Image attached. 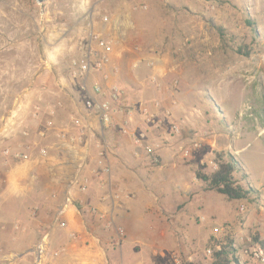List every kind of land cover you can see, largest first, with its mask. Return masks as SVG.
<instances>
[{
  "label": "rangeland",
  "instance_id": "374dc122",
  "mask_svg": "<svg viewBox=\"0 0 264 264\" xmlns=\"http://www.w3.org/2000/svg\"><path fill=\"white\" fill-rule=\"evenodd\" d=\"M89 23L111 40L122 33L118 45L142 56L128 52V73L148 89L133 75L125 82L131 93L117 102L116 123L129 114V126L154 137L161 154L160 165L144 156L140 188L164 197L147 219L146 238L156 246L144 254L153 264H211L208 250L232 235L241 264H264L255 254L262 247L255 239L264 241V0H0V114L31 91H61ZM154 74L162 88L151 82ZM156 101L171 106L179 137L145 123L142 108ZM195 140L200 148L184 157L182 148ZM218 153L237 161L234 175L252 190L248 199L229 200L196 177L217 169ZM40 185L45 191L49 184Z\"/></svg>",
  "mask_w": 264,
  "mask_h": 264
},
{
  "label": "crops",
  "instance_id": "0c3cea01",
  "mask_svg": "<svg viewBox=\"0 0 264 264\" xmlns=\"http://www.w3.org/2000/svg\"><path fill=\"white\" fill-rule=\"evenodd\" d=\"M100 25L104 26L103 23ZM115 32L112 39L117 49L115 64L120 67V74L112 76L108 82L104 80L101 72H96L90 79V85L98 83L107 87L111 82H116L121 88V96L128 98L131 92L126 88L125 82L131 79L132 75L136 77L137 82H133L135 85H141L146 89L148 86L145 80L137 78V72L128 73L131 65L127 63L126 59L128 52H132V49L128 48V45L119 46L118 39L123 38V35ZM124 40V38L120 40V43ZM132 53L136 58L142 57L138 53ZM68 69L67 76H69L71 64ZM68 79L69 81L64 83L62 80L59 81L62 85L61 91H51V94L44 96L31 91L29 95L25 94L23 99L15 102L11 109L0 114V150L6 146H12L14 149L20 148L27 152V144L33 146L31 149L33 156L30 161L12 160L6 166L0 162V169L7 177L4 190L0 193V249L3 248L4 253L2 254L8 256V259L0 258V264H22L28 260L34 264L32 250L46 234L51 248L68 247V253L62 258L56 260L49 258L52 264H153L151 258L147 257L143 250L156 246L152 244V240L146 238V234L149 233L146 222L149 220L150 214L156 211L153 208L155 201L158 203L159 198L164 197L161 194L152 199L148 192H142L140 180L146 161L144 156L149 154L144 153L142 157L135 155V147L131 139L122 132L124 120L121 126L117 124L116 127L108 128L104 132L112 165L113 186L116 189L129 190L136 194V198L121 209L116 218V225L125 228L127 233L126 242L121 247L115 246L113 242L116 228H108L106 220H102L98 215L92 213L94 206L105 208L98 201L102 193L97 186V178L92 177L89 171L90 167L94 165L92 160L95 152L94 146L89 144L83 147H72L56 141L51 134L40 142L41 146L48 148L50 156L47 158L40 156V148L36 142L40 141L38 130L43 124H37L39 121L32 117V109L37 102L53 106L58 100H62L64 107L58 109L56 114L59 125L67 123L69 115L75 113L82 116L99 134L101 128L99 120L95 114L86 109V95L81 90L79 81L70 76ZM144 90L142 88V91ZM43 116L48 117L46 114ZM125 117L129 118V115ZM27 127L31 129L30 137L23 135ZM162 134V136H167L165 133ZM147 140L150 143L155 142V138L149 135ZM72 152L81 154L80 160L75 159ZM160 155L157 154L159 161ZM149 157L156 165L157 162L154 161L153 155ZM54 168L56 170L52 172L51 169ZM80 174L90 178L89 193L81 192L76 185ZM41 180H45L49 184L45 191L40 185ZM68 194L73 196L77 206H73L67 211L65 219L68 221V228L61 229L55 223L56 212ZM149 208L152 210L149 211ZM16 222L25 225L27 231H15L13 226ZM96 226L103 230L104 228L112 229V231H99L95 229ZM136 229L137 231H135ZM71 232H80L84 234V238L73 242L70 237ZM135 243L141 248H136L134 252H131L130 247ZM153 253L157 255L155 248Z\"/></svg>",
  "mask_w": 264,
  "mask_h": 264
},
{
  "label": "built area",
  "instance_id": "2783aa9c",
  "mask_svg": "<svg viewBox=\"0 0 264 264\" xmlns=\"http://www.w3.org/2000/svg\"><path fill=\"white\" fill-rule=\"evenodd\" d=\"M142 8L147 9V6H142ZM103 21L108 22L109 18L105 16ZM91 25L92 24L89 23L90 27ZM92 27L86 30L79 38V55L72 60L69 76L79 81L81 90L86 95V109L88 112L95 114L99 120L101 126L99 134L95 132L82 116L75 113L69 115L67 123L59 125L56 120V114L58 109L64 107V102L62 100H58L53 106H47L42 102L35 103L32 109V117L43 123L38 130L40 141L36 142V145L40 148V156L43 158L49 156V151L46 146H41L40 142L47 139L51 134H53L56 141L72 147H83L89 144L94 146L95 152L92 157L94 165L90 167L89 171L92 177L97 178V186L102 193L98 201L99 204H102L105 208L102 209L99 206H94L92 208V213L98 215L102 220H106V226L108 228H116V236L113 242L115 246L121 247L126 242V232L122 226L116 225V218L119 215V211L131 200L136 198V194L129 190L116 189L113 186L111 180L112 165L109 158L108 144L104 138V132L108 128L117 126L116 118L120 109L116 104L121 99L122 93L120 86L116 82H111L107 87L98 83H95L93 86L90 85V79L96 72H101L104 80L109 82L112 76L120 74V67L115 64L114 61L116 49L113 40L99 34ZM141 62L142 61L137 60L133 63V67L138 68ZM155 63V60H150L146 61L145 64L151 67L155 66ZM151 82L158 88H162L163 83L156 74L151 77ZM43 114L48 115V117L43 116ZM142 114L148 126H155V128L168 126L172 136L179 137L181 135V125L175 118L171 106H165L160 101H156L150 107L146 105L143 106ZM122 132L131 139L137 157H142L144 153H147L154 156L155 162H159L155 145L147 140L148 134L146 132L133 130L129 126V118H124ZM23 135L25 137H30L31 131L25 129ZM27 145V152L22 151L20 148L14 149L12 146L2 148L0 150V162L3 163V166H6L12 160L17 162L30 161L33 156V152L31 151L33 146L31 144ZM200 146V143L195 140L191 142L188 148L183 147L182 151L184 157H189L192 151L199 149ZM212 164H214V162H212ZM215 167L218 168L216 163ZM6 183L7 177L0 169V193L3 192ZM76 185L81 192L89 193L91 185L90 178L80 174L76 180ZM73 206H77V202L72 195L68 194L63 204L56 212L55 223L61 229L68 228V221L65 219V215ZM203 219L206 220L205 217H203ZM13 229L17 232L27 231L26 226L20 222H16ZM215 230L218 231L219 229L215 228ZM70 237L73 242H78L84 238V234L80 232H71ZM47 238L48 235L46 234L33 248L34 264H52L49 258L51 260L60 259L68 253L67 246H61L55 249L51 248ZM0 252L2 255L0 257L1 259H8L6 254H2L4 253L3 248L0 249ZM208 253L211 255L212 251L208 250ZM255 254L261 260V263H264V249L258 247Z\"/></svg>",
  "mask_w": 264,
  "mask_h": 264
},
{
  "label": "trees",
  "instance_id": "16d2710c",
  "mask_svg": "<svg viewBox=\"0 0 264 264\" xmlns=\"http://www.w3.org/2000/svg\"><path fill=\"white\" fill-rule=\"evenodd\" d=\"M215 162L218 165L217 169L211 172L199 170L196 174V177L205 184L206 190L216 191L229 200L248 199L252 190L239 184L234 175L238 165L237 161L235 159L226 160L224 154L218 153ZM156 165H160V161ZM255 240L264 249V241H259L258 238ZM209 250L212 251L209 256L211 264H241L239 250L232 235L216 240Z\"/></svg>",
  "mask_w": 264,
  "mask_h": 264
}]
</instances>
